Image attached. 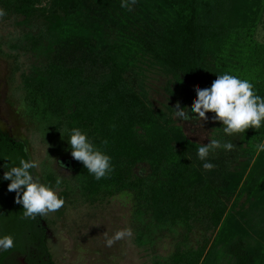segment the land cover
Returning <instances> with one entry per match:
<instances>
[{
    "label": "trees",
    "instance_id": "trees-1",
    "mask_svg": "<svg viewBox=\"0 0 264 264\" xmlns=\"http://www.w3.org/2000/svg\"><path fill=\"white\" fill-rule=\"evenodd\" d=\"M146 1L137 0L129 11L121 7V0H0L5 12L0 22L23 16L27 24L30 18L53 20L62 14L73 25L71 30L78 29L56 42L52 31L30 23L34 28L26 41L42 66L24 86L14 88V97L26 123L49 144L48 157L72 156L66 140L72 128L86 131L97 145L108 141L115 171L96 180L74 159L71 181L64 182V199L79 193L85 203L95 205L122 197L132 206L133 226L142 243L153 246L157 232L184 228L191 246L182 249L184 243H176L167 263L201 264L229 203L246 194L251 203L249 193L257 182L254 170L248 175L247 170L257 151L252 143L263 141L264 127L232 136H225L221 128L217 139L223 137L234 148L210 153L208 162L215 167L206 171L197 157L199 146L174 142L169 122L135 91L138 77L123 74L136 72L140 54L151 55L172 74L175 88L170 93L185 110L195 106L197 89L210 88L224 73L249 79L264 96V43L255 38L264 18V0H159L164 7L158 11L148 10ZM164 11L176 23L171 35L160 32ZM13 37L4 40L0 34V56L13 59L12 81L22 65L20 54L4 50ZM17 40L24 41V36ZM44 41L49 48L42 47ZM27 148L25 141L3 137L0 166L31 159ZM142 163L149 165L144 175L136 171ZM51 165L49 159L43 164L42 176L55 184L61 177ZM9 184L0 177V218L22 230L34 226L36 218L26 223L23 205L16 203ZM255 199L250 207L257 205L255 216L261 219L264 203ZM251 227L244 230L252 231ZM258 256L260 262L262 254ZM237 264L254 262L250 254H243Z\"/></svg>",
    "mask_w": 264,
    "mask_h": 264
},
{
    "label": "rangeland",
    "instance_id": "rangeland-1",
    "mask_svg": "<svg viewBox=\"0 0 264 264\" xmlns=\"http://www.w3.org/2000/svg\"><path fill=\"white\" fill-rule=\"evenodd\" d=\"M146 2L148 10L156 7L158 11L164 7L159 0H147ZM166 12L161 14L163 29H160V32L163 35H171L176 23L171 13ZM23 19L24 17L21 16L0 22V34L4 40L16 37L10 43L11 45H4V50L12 54H20L22 63L20 71L12 81L13 59L0 56V118L8 124L16 139L28 143L27 149L31 159H36L40 163L38 174L42 179L43 164L48 159L52 161V168L63 182L62 194L67 190L64 182L71 181L74 158L72 156L48 157L49 144L24 120L14 97V88L24 86L32 79L35 71L42 66L41 58L38 60L35 57V51L29 48L30 42L26 41L28 31L34 28L30 26V23H34L36 29L42 28L47 33L52 31L54 36L51 35L56 42L70 38L78 29L74 27V31L71 30L73 25L65 21L62 14L53 20L44 16L30 18L27 21L28 26ZM93 31L95 30H91ZM23 36L24 41L18 42L17 38ZM255 38L264 43V18L255 33ZM42 44L43 48L50 47L45 41ZM134 70L136 72L128 70L130 75L127 72L123 76L138 77L139 86L135 91L140 97H144L154 112L163 115L166 122H169L167 129L175 136L174 142L200 146L202 143L205 145L210 143V137H218L222 125L214 121L211 115L207 114L208 119L202 122V126L198 124L199 122L181 121L175 117L174 108L177 106V100L170 93V90L175 88L174 83L172 84L174 78L165 65L154 60L151 55L140 54ZM261 143H264V139L252 144L257 147ZM263 153L264 151H256L247 170V175L254 170L257 182V185L252 188V193H249L252 198L251 203L256 200V197L264 203V197H261L264 196ZM258 159L259 162L255 164ZM148 170L149 165L144 163L139 164L136 169L140 175H144ZM246 198L247 194L237 203H235L237 201L235 198L229 203V211L224 215L221 225L211 233L209 253L201 264H237L243 254H250L254 264L257 262L258 255L262 254L260 262L256 263L262 264L264 227L261 226V222L264 221V216L257 219L255 216L257 205L251 208V203L248 204ZM262 213L264 214V211ZM249 214H251L250 218ZM132 217V206L122 197H116L103 204L91 205L85 203L79 193L70 194L61 209L44 215L51 234L48 238L51 257L55 264H168V257L175 250L176 243H184L182 249L191 246L185 241L184 228L166 234L157 232L155 235L160 237H156V243L153 246L149 241L142 243L134 229ZM249 220L252 221V227ZM248 224L252 231L244 230ZM12 226L16 228L15 224ZM127 228L132 230L131 237L116 241L111 247L107 245V240L112 238L117 231Z\"/></svg>",
    "mask_w": 264,
    "mask_h": 264
},
{
    "label": "clouds",
    "instance_id": "clouds-1",
    "mask_svg": "<svg viewBox=\"0 0 264 264\" xmlns=\"http://www.w3.org/2000/svg\"><path fill=\"white\" fill-rule=\"evenodd\" d=\"M137 0H121V7L129 11L136 5ZM5 12L0 9V18ZM198 99L191 109H183L178 104L175 117L181 121L202 122L207 120V114H215L214 121L222 122L225 136L243 133L249 128L256 130L264 127V96L258 94L255 85L245 78L231 73L218 75L210 88L197 89ZM70 145L72 157L82 162L88 173L96 180L109 177L114 171L113 158L107 151L108 141L97 145L89 134L80 129L72 128L66 139ZM231 142L224 141L221 137L211 138L210 143L200 144L197 150L198 159L203 162L202 167L211 171L215 166L208 162L210 153L217 149L224 151L233 150ZM258 151H264V143L257 145ZM4 181H10L8 190L16 192V203L23 205L24 218L35 219L56 212L65 204L61 195L62 179L57 178L55 184L45 181L38 174L40 163L36 159L20 158L18 163L11 161L5 164ZM130 228L117 231L107 240L111 247L116 241L132 236ZM15 238L12 235L0 236V250H10L14 247Z\"/></svg>",
    "mask_w": 264,
    "mask_h": 264
},
{
    "label": "flooded vegetation",
    "instance_id": "flooded-vegetation-1",
    "mask_svg": "<svg viewBox=\"0 0 264 264\" xmlns=\"http://www.w3.org/2000/svg\"><path fill=\"white\" fill-rule=\"evenodd\" d=\"M5 136L14 137L11 128L0 118V141ZM4 172L5 169L0 166V177H3ZM25 221L28 223L33 219L26 218ZM33 225H28L21 231L22 227L18 228L17 225L16 228L11 227L10 221L0 218V236L10 234L15 238L12 249L0 250V264H55L48 246L50 229L44 216H36Z\"/></svg>",
    "mask_w": 264,
    "mask_h": 264
}]
</instances>
